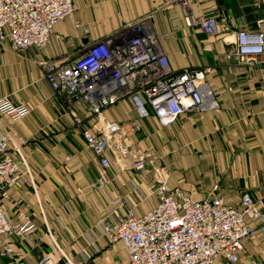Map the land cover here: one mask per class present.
<instances>
[{
	"label": "crops",
	"instance_id": "obj_1",
	"mask_svg": "<svg viewBox=\"0 0 264 264\" xmlns=\"http://www.w3.org/2000/svg\"><path fill=\"white\" fill-rule=\"evenodd\" d=\"M73 4L74 14L54 26L46 47L21 53L0 42V98L26 103L31 110L16 122L0 114L14 140L25 141L22 152L31 171L0 190V202L12 223L37 225L29 235L0 237V253L12 248L2 258L4 264H37L45 254L64 264L63 253L81 264H128L123 244L111 245L99 222L112 198L122 197L138 214L152 209L157 196L149 195V188L161 176L170 188L182 187L195 200L206 198L217 183L219 193L235 207H240L247 191L264 198V55L242 62L230 51L235 31L258 28L264 0H189L193 13L214 15L225 27L216 35L188 26L183 6L164 0H73ZM147 14H153L154 29L173 70H203L218 105L181 114L167 126L153 114L142 118L129 100L108 106L102 119L124 124L126 131L132 122L140 130H129V156L109 150L111 164L104 170L83 134L97 120L75 105L82 124L76 122L39 61L73 60L86 46ZM140 155L147 156L148 167L138 174L134 160ZM243 244L238 262L222 258L219 264H264V238L258 234Z\"/></svg>",
	"mask_w": 264,
	"mask_h": 264
},
{
	"label": "built area",
	"instance_id": "obj_2",
	"mask_svg": "<svg viewBox=\"0 0 264 264\" xmlns=\"http://www.w3.org/2000/svg\"><path fill=\"white\" fill-rule=\"evenodd\" d=\"M164 2L181 4L188 26L209 35L224 31L216 16L193 13L189 0ZM74 12L73 0H0V42L21 53L32 47L42 49L54 26ZM152 19L153 14L140 17L123 30L86 46L73 60L39 61L52 88L70 105L76 122L82 124L75 105L82 106L97 120V125L85 127L83 134L104 170L111 164L109 150L129 156V130H140L132 122L126 131L124 124L102 119L108 106L129 100L142 118L153 114L167 126L181 114L218 105L203 70H173ZM257 22V29L240 27L233 33L230 51L242 62H253L264 55V17ZM30 112L26 103L0 98V114L12 121H19ZM23 143L24 140L16 142L0 120V190L31 175L22 152ZM147 167L146 156L134 160L138 174L146 172ZM104 183L100 179L101 187ZM149 189V195L157 196L152 209L138 214L135 206H127L122 197L112 198L106 216L99 222L111 245L123 244L128 264H219L222 258L236 263L246 238L258 234L264 238V198L256 199L248 191L242 194L240 207H235L219 193L218 183L202 200L193 199L182 187L170 188L165 176ZM250 221L257 225L252 226ZM36 229L37 225L30 221L12 223L0 202V237L12 233L29 235ZM11 251L6 247L0 253V264ZM63 258L64 264H81L65 253ZM37 264L56 263L50 254H45Z\"/></svg>",
	"mask_w": 264,
	"mask_h": 264
},
{
	"label": "rangeland",
	"instance_id": "obj_3",
	"mask_svg": "<svg viewBox=\"0 0 264 264\" xmlns=\"http://www.w3.org/2000/svg\"><path fill=\"white\" fill-rule=\"evenodd\" d=\"M146 156V155H145ZM147 157V156H146ZM148 159V158H147Z\"/></svg>",
	"mask_w": 264,
	"mask_h": 264
}]
</instances>
